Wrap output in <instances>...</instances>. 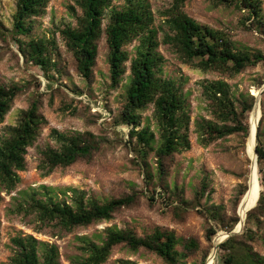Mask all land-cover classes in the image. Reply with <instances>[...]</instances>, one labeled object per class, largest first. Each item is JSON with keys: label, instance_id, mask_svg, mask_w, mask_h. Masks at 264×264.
<instances>
[{"label": "rangeland", "instance_id": "rangeland-1", "mask_svg": "<svg viewBox=\"0 0 264 264\" xmlns=\"http://www.w3.org/2000/svg\"><path fill=\"white\" fill-rule=\"evenodd\" d=\"M142 1L149 7L156 31V52L161 58L158 76L175 84L189 117L190 148L160 164L156 157L160 130L153 106L135 111V130L147 129L153 136L149 148L137 145L128 134L130 127L120 120L126 104L129 62L120 82L112 87L103 32L90 78L78 74L72 52L60 33L67 26L75 27L81 16L76 0H47L43 13L30 19L32 30L28 36H16L12 31L16 0H0V87L19 88L0 121V144L31 103L37 102L43 118L34 142L26 149L18 183L9 191L0 188V264H11L16 251L12 240L27 236L55 246L58 264H72L76 257L85 256L80 250L85 241L100 245L108 229H127L138 237L156 229L164 236L172 232L177 239L176 264H224L227 257L233 259L231 264H248V253L264 258V211L256 209V203L246 216L255 192H264V159L259 160L256 152L257 147L264 152V0H255L256 13L232 1L184 3L183 11L196 23L228 38L235 49L259 56L258 63L235 75L202 71L195 66L196 61L181 60L162 42L168 33L162 13L171 0ZM125 3L108 0L102 30L111 11ZM30 40L45 43L47 68L27 61L20 52ZM138 44L134 40L124 47L129 59L134 57ZM217 80L229 86L233 113L227 120L219 117L203 92L205 84ZM245 105L251 107L243 112ZM98 112L109 113L108 123L102 122ZM238 125L244 130L216 135L221 128ZM77 134H89L97 145L89 159L50 172L40 169L42 151L58 149L56 139L60 135ZM126 195H133V203L114 212L108 220L69 231L53 223H41L30 210L33 202L49 198L71 204L74 197H81L84 202L103 204ZM231 227L242 230L226 238ZM37 249L40 255L42 247ZM119 261L168 264L153 252L142 248L132 251L123 244L114 246L103 264Z\"/></svg>", "mask_w": 264, "mask_h": 264}, {"label": "trees", "instance_id": "trees-1", "mask_svg": "<svg viewBox=\"0 0 264 264\" xmlns=\"http://www.w3.org/2000/svg\"><path fill=\"white\" fill-rule=\"evenodd\" d=\"M217 1H232L238 7L253 10L254 13L257 11L255 0ZM185 2L186 0H171L169 7L162 13L168 31L162 42L169 45L181 60L186 63L196 61L195 66L202 71L214 70L228 75L238 74L258 63L259 56L252 55L247 50L235 49L228 38L196 23L183 11ZM46 3L47 0H16L13 33L16 36H28L32 30L30 19L40 16ZM76 3L81 10L76 26H67L60 33L67 48L72 52L78 74L83 79L90 78L97 55V42L103 32L108 48L107 61L112 87L120 82L126 72L125 64L129 62L126 104L120 114V120L130 127V138H135L137 145L150 147L152 134L147 129L135 130L138 124L135 111L152 105L153 115L160 130V145L156 150L158 163L175 153L188 150L189 117L185 111V101L172 81L158 76L161 58L156 52V31L152 28L153 17L147 4L142 0H126L121 8L111 11L109 21L102 30V17L108 8V0H76ZM134 40H138L139 44L134 57L129 59L124 47ZM19 50L27 61H33L42 69L48 67L47 47L43 41L30 40L26 48ZM18 92L19 88L16 86L0 87V121L9 111ZM203 92L206 99L216 108L215 111H218L219 117L227 120L233 113L228 84L220 80L213 81L203 86ZM250 107L245 105L243 112ZM42 123L38 104L33 102L28 109L20 113L16 126L10 130V136L0 144L1 189L12 190L18 183V172L24 169L26 149L34 142ZM243 130L242 125L224 127L217 130L216 135L223 137ZM56 140L59 143L58 149L47 148L41 152L40 169H46V172L55 167L70 166L78 160H87L93 151L97 150V145L90 139L89 134L69 137L60 135ZM256 152L258 159L263 160L264 152L261 147H257ZM133 201V195L111 199L103 204L94 200L84 202L81 197H74L71 204L52 201L49 198L46 201L33 202L30 210L41 223H53L69 231L74 227L108 220L114 212L130 206ZM252 201L253 206L246 212V216L256 203V209L264 211V192L260 194L257 190ZM12 243L16 251L11 258V264H58V253L53 245L38 242L31 236L14 238ZM119 244L132 251L142 248L153 252L168 264L177 262V239L172 232L164 236L156 229L149 235L138 237L127 229H108L100 245L85 241L80 248L85 256L76 257L72 264H103L111 249ZM39 245L42 247L40 255L37 249ZM246 261L248 264H264V258H259L256 254L248 253ZM229 263H233V259L227 257L224 264ZM118 264L131 263L119 261Z\"/></svg>", "mask_w": 264, "mask_h": 264}, {"label": "water", "instance_id": "water-1", "mask_svg": "<svg viewBox=\"0 0 264 264\" xmlns=\"http://www.w3.org/2000/svg\"><path fill=\"white\" fill-rule=\"evenodd\" d=\"M254 153H255V150H254ZM241 230H242V228L241 229H237L236 227H234L231 231L226 232V238L239 234L241 232Z\"/></svg>", "mask_w": 264, "mask_h": 264}, {"label": "built area", "instance_id": "built-area-1", "mask_svg": "<svg viewBox=\"0 0 264 264\" xmlns=\"http://www.w3.org/2000/svg\"><path fill=\"white\" fill-rule=\"evenodd\" d=\"M80 96V95H79ZM82 100H85V96H82V98H81ZM98 117L99 118H102V122H107L106 120L108 119H110V117H109V113H104V112H98Z\"/></svg>", "mask_w": 264, "mask_h": 264}, {"label": "bare ground", "instance_id": "bare-ground-1", "mask_svg": "<svg viewBox=\"0 0 264 264\" xmlns=\"http://www.w3.org/2000/svg\"><path fill=\"white\" fill-rule=\"evenodd\" d=\"M244 212V211H243Z\"/></svg>", "mask_w": 264, "mask_h": 264}]
</instances>
